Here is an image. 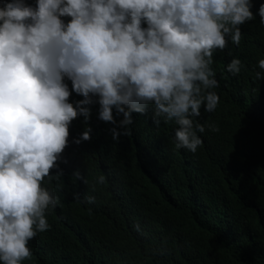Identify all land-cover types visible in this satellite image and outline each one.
<instances>
[{"label":"clouds","instance_id":"9594fccd","mask_svg":"<svg viewBox=\"0 0 264 264\" xmlns=\"http://www.w3.org/2000/svg\"><path fill=\"white\" fill-rule=\"evenodd\" d=\"M251 0H4L0 6V261L21 264L28 243L50 225L45 213L58 197L42 187L59 179L57 163L68 146L69 126L97 118L116 127L112 140L131 134L132 113L152 107V122L174 121L175 147L195 153L205 127L201 108L219 103L210 67L228 37L239 46L240 25L253 19ZM264 23V3L257 13ZM70 17L67 23L61 19ZM142 24L146 27H142ZM243 67L232 59L227 71ZM264 70V59L258 61ZM72 92L83 99L69 102ZM264 80L262 72L255 73ZM113 110L122 119L117 122ZM209 127L216 131L213 125ZM122 131H117V129ZM86 127L73 143L91 139ZM66 162V161H62ZM55 174H50L52 169ZM76 180H87L79 170ZM105 183V176L96 179ZM83 204L94 195L73 194Z\"/></svg>","mask_w":264,"mask_h":264},{"label":"trees","instance_id":"16d2710c","mask_svg":"<svg viewBox=\"0 0 264 264\" xmlns=\"http://www.w3.org/2000/svg\"><path fill=\"white\" fill-rule=\"evenodd\" d=\"M24 2L35 7L36 0ZM251 3L239 46L228 37L213 53L219 87L211 91L219 103L196 118L205 127L197 151L175 147L177 125H154L153 106L132 113L131 134L115 142L116 126L99 120L92 104L87 122L78 116L69 126L57 161L63 175L42 183L59 203L46 211L50 227L29 241L31 255L21 264H264V80L255 78L257 71L264 76V23L256 14L264 0ZM234 58L243 65L236 75L227 71ZM64 83L75 106L83 97ZM86 127L91 139L73 143ZM74 193L94 195L95 203H80Z\"/></svg>","mask_w":264,"mask_h":264}]
</instances>
